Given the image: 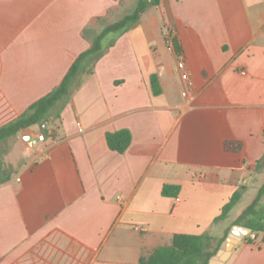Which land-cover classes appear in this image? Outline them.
Instances as JSON below:
<instances>
[{"label": "crops", "instance_id": "0c3cea01", "mask_svg": "<svg viewBox=\"0 0 264 264\" xmlns=\"http://www.w3.org/2000/svg\"><path fill=\"white\" fill-rule=\"evenodd\" d=\"M125 1L0 0V129L61 85ZM53 112L0 141L15 164L0 165L1 264H140L175 235L224 242L236 225H264V195L243 216L264 186V0H160ZM123 129L133 140L119 154L106 136ZM252 237L264 232L241 235L225 264H264Z\"/></svg>", "mask_w": 264, "mask_h": 264}, {"label": "trees", "instance_id": "16d2710c", "mask_svg": "<svg viewBox=\"0 0 264 264\" xmlns=\"http://www.w3.org/2000/svg\"><path fill=\"white\" fill-rule=\"evenodd\" d=\"M159 4L160 0H137V6L132 13L125 15L114 23L105 25L103 31L91 40V48L78 57L58 88L33 104L15 122L0 129V141L4 138L15 136L22 130L32 126L43 125L53 115L58 116L53 111L59 104L65 103L79 74L89 68V66L96 64L114 45L116 38L136 25L149 7L158 6ZM100 21L102 20L99 19ZM89 30H85V36ZM111 37L113 38L112 40H110ZM173 43L176 54H183L176 37L173 38ZM151 85L154 93H161L159 77L156 74L151 77ZM106 139L112 151L124 154L131 146L133 136L130 130L123 129L108 133ZM224 148L227 152L238 153L242 150L243 143L229 140L224 143ZM7 180L0 179V184ZM179 192V186L166 185L163 188L164 196H177ZM263 195L264 186L260 189L255 201L244 211L243 216L255 211L256 205L260 202ZM240 199L241 192L238 191L234 194L231 201L224 206L222 214L215 222L225 219ZM262 215L264 217V211L261 213ZM246 226L253 229L254 232H264V225L248 223ZM223 240L209 235H175L170 245L159 247L152 252L144 254L140 264H210L211 258L217 254Z\"/></svg>", "mask_w": 264, "mask_h": 264}, {"label": "water", "instance_id": "95a60500", "mask_svg": "<svg viewBox=\"0 0 264 264\" xmlns=\"http://www.w3.org/2000/svg\"><path fill=\"white\" fill-rule=\"evenodd\" d=\"M252 229L242 226H234L227 239L222 243L217 254L211 258L210 264H225L231 256L233 248L241 241V235L249 233Z\"/></svg>", "mask_w": 264, "mask_h": 264}, {"label": "rangeland", "instance_id": "374dc122", "mask_svg": "<svg viewBox=\"0 0 264 264\" xmlns=\"http://www.w3.org/2000/svg\"><path fill=\"white\" fill-rule=\"evenodd\" d=\"M134 2L136 3L137 0H126L122 4V9L118 13H112L110 15V17L108 18V22H106L104 24H109V22L111 23L112 20H115L113 22L118 21L119 18H121V16L123 15L124 12L128 13V11L130 10V8L132 7V5H133ZM102 26H104V25H102ZM114 38H115V36H114ZM4 151H5L4 146L1 145L0 146V155H1L0 156V165H2V167H3V173H8V172H11L15 168V164H11V163H9V161H7V159H5V157L3 155ZM246 201H247V199H246ZM244 204L245 203L243 202V204H241V206L244 205Z\"/></svg>", "mask_w": 264, "mask_h": 264}, {"label": "built area", "instance_id": "2783aa9c", "mask_svg": "<svg viewBox=\"0 0 264 264\" xmlns=\"http://www.w3.org/2000/svg\"><path fill=\"white\" fill-rule=\"evenodd\" d=\"M167 37H168V44H169V47L171 49L174 50V43H173V38L175 37V34L172 30H169L168 34H167ZM178 68L180 70V72L182 73V78L183 80L185 81H188L189 80V75H188V72L186 70V65H185V61L183 59V56H180V59L178 61ZM243 75H245L246 73L245 72H242ZM44 139V136L41 135L39 136V140L42 141ZM136 230H141L142 227L138 226V227H135ZM255 237H252V241L255 242ZM255 245L261 247V248H264V239L261 240L260 242L256 243L255 242ZM1 264V262H0Z\"/></svg>", "mask_w": 264, "mask_h": 264}]
</instances>
